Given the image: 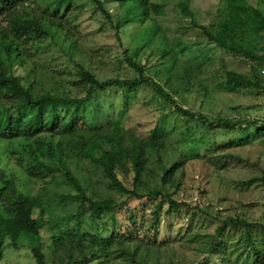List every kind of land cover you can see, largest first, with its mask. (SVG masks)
I'll use <instances>...</instances> for the list:
<instances>
[{
  "label": "rangeland",
  "instance_id": "1",
  "mask_svg": "<svg viewBox=\"0 0 264 264\" xmlns=\"http://www.w3.org/2000/svg\"><path fill=\"white\" fill-rule=\"evenodd\" d=\"M100 1L108 17L91 0H73L71 14L63 19L75 39L77 51L68 54L65 45L59 47L44 37L41 48L25 46L26 65H15L14 74L30 72L29 81H33L36 91L51 90L79 98L85 92L77 64L99 80L132 78L137 73L124 59L127 50L126 54L143 66L144 74L171 93L179 106L209 120L218 117L235 120L241 127L264 120V88L240 87L234 93L225 89V72H247V63L209 43L178 7V2L186 1L195 23L209 25L218 21L220 0H150L164 6L163 13L154 18L159 29L148 40L137 44L133 37L142 27L149 28L150 20L123 27L118 40L113 24L120 9L113 0ZM249 1L264 13L263 1ZM25 2L32 7L36 5L34 0ZM38 9H43L41 3ZM244 45L264 53V38L245 40ZM137 46L139 51L135 53ZM164 47L168 53L162 56ZM0 58L7 65L1 52ZM70 109L59 113L65 116L75 111L80 126L118 122L123 127L136 129L143 137H164L163 165H169L172 160L180 162L173 178L179 184L169 183L164 191L181 205L174 210L163 201L159 229L154 231L150 228L151 212L159 199L128 198L111 186L101 166L79 155L78 147L67 135L41 129L38 136L52 142L55 158L79 179L87 196L125 201L114 212L99 218L92 217V210L87 207L75 219L78 200L62 196L75 190L58 169L51 173L41 170L29 173L26 163L13 156L0 157V169L14 176L18 188L42 199L43 215L37 209L32 215L38 221L47 264L50 263L51 231L57 226L62 231L79 229L107 238L113 233V225H116L118 242L130 250L137 248L138 255L153 264H264V134L256 133L253 126L245 135L239 126L232 130L209 129L197 119L180 115L173 104L144 82L134 90L109 87L95 92L81 108ZM151 160L150 164L158 170ZM116 170L123 184L131 188L133 173L129 164L121 162ZM159 173L150 177V184H160ZM229 217L244 221L245 225H233ZM15 225L20 228L18 221ZM245 231L260 252V263L254 261ZM114 253L109 255V264L127 262ZM0 264L36 262L24 241H18L15 247L7 241Z\"/></svg>",
  "mask_w": 264,
  "mask_h": 264
},
{
  "label": "trees",
  "instance_id": "2",
  "mask_svg": "<svg viewBox=\"0 0 264 264\" xmlns=\"http://www.w3.org/2000/svg\"><path fill=\"white\" fill-rule=\"evenodd\" d=\"M25 1L0 0V52L7 62L5 65L0 58V157L13 156L17 161L26 163V171L29 173L36 170L51 173L58 169L75 190L73 194L62 195L64 198L78 200V206L73 214L75 219H79L87 207L92 210V217L99 218L102 214L112 213L124 205L125 201L117 202L114 199H95L87 196L79 179L64 163L55 158L52 142L38 136L41 129L49 132L57 130L58 133L67 135L78 147L81 157L102 167L104 175L117 191L124 193L128 198L159 199L151 212L150 220V228L158 231L163 201H167L169 208L174 210L181 205L164 191L169 183L179 184L173 178L180 167V162L174 160L167 166L163 165L162 157L166 153L164 137L156 135L143 137L136 133V129L123 127L118 122H110L103 126H80L79 116L75 111L65 116L59 111L62 109L70 111V108L77 110L95 92L104 91L109 87L134 90L144 82L148 83L160 97L173 104L180 115L197 119L209 129L232 130L240 124L223 117L209 120L202 114L193 113L179 106L171 93L165 91L151 76L144 74L143 66L126 54L127 50L124 51V59L137 73L135 77L99 80L96 75L77 64L78 76L85 92L83 97H72L51 90L36 91L33 81H29L30 72H26L25 75L14 74L13 67L17 64L26 65L25 46L31 44L33 49L41 48L40 41L44 37L59 47L65 45L68 54L78 50L74 37L66 29L63 21L68 19L74 3L73 0H34L36 5L32 7ZM91 1L104 11L100 0ZM113 1L120 9L118 19L113 24L114 34L118 40L120 30L134 22L144 23L150 20V26L153 27L151 32L150 26L142 27L137 36L133 37L136 44L148 40L149 35L157 33L159 27L154 18L163 13V4L150 0ZM37 2L43 5V9H38ZM178 7L180 13L200 29L209 43L241 57L247 63L249 67L247 72L234 70L225 72L226 91L234 93L240 87L264 88V79L260 77L261 69L264 73V53L244 45L245 40L264 38V13L259 6L249 0H220L218 21L209 25L195 23L186 1L178 2ZM104 13L109 16L106 11ZM162 49V56L168 53L166 47ZM138 51L139 46L135 47L134 52ZM250 126L255 127L256 133L264 134V120H255L245 127L239 126L242 135H245ZM16 142H19L18 145ZM151 159L158 170L150 164ZM121 162L128 163L133 173L131 188L124 185L117 175L116 169ZM157 171H160V184H150V177L156 175ZM35 209L39 215H43L41 197L22 192L14 176L0 169V260L7 241L14 247L18 241H24L36 264H47L38 221L32 215ZM129 220H133L132 214L129 215ZM15 221L19 222L20 228L16 227ZM228 221L233 225H245L244 221L230 217ZM56 228L51 231V242L48 245L49 264H88L93 260H95L93 264H109L108 258L112 252L126 260L124 264H153L138 255L137 248L130 250L123 242H118L116 225H113V233L107 238H98L79 229L70 228L68 231H62ZM246 239L256 258L254 261L260 263V252L250 241L247 232Z\"/></svg>",
  "mask_w": 264,
  "mask_h": 264
}]
</instances>
